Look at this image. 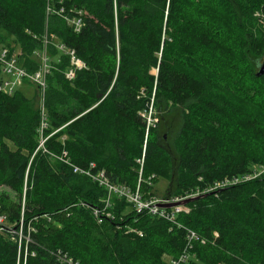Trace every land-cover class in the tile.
<instances>
[{"label":"trees","instance_id":"1","mask_svg":"<svg viewBox=\"0 0 264 264\" xmlns=\"http://www.w3.org/2000/svg\"><path fill=\"white\" fill-rule=\"evenodd\" d=\"M228 20L264 83V0H0V48L35 73L47 46L50 63L44 112L0 90V264H169L185 251L184 264H264L263 173L195 196L172 222L120 198L105 208L108 189L74 171L147 200L162 175L176 198L264 169V106L219 63ZM71 52L84 63L73 79ZM170 105L182 119L166 143L145 114Z\"/></svg>","mask_w":264,"mask_h":264},{"label":"rangeland","instance_id":"2","mask_svg":"<svg viewBox=\"0 0 264 264\" xmlns=\"http://www.w3.org/2000/svg\"><path fill=\"white\" fill-rule=\"evenodd\" d=\"M227 31H228V34H227L228 36H227V41H225L224 43V52H223L224 56L220 57L219 63H222V64L225 63L224 65L227 66L228 73L234 76L233 79H235L238 86L244 87L245 89L250 91L249 92L250 93L249 104L252 105L253 103H255L257 109H259V107L262 108L264 106V83H256L254 81V79L252 78L253 76L251 75V69L249 67V64L247 65L246 62L239 57V51H240L238 49L239 46L237 42L235 41V35L232 33L231 23L229 20H228V30ZM8 40L11 41L13 39L8 37L6 41ZM19 50L20 49L18 47L17 52H19ZM48 53H49V49L47 46L44 49V53L42 54L36 53L42 65H43L44 55ZM40 70L41 69H39L38 71ZM4 76H5V79H4L5 82L10 81L11 84H14L15 90L22 89L24 93L27 95V97L30 98L35 103L38 109L42 111L43 109L46 108L45 106L46 94L44 97L43 91L37 82L28 78V79H25L21 83V85H18L16 81L17 78L13 74L6 73L4 74ZM150 111H153L152 115H153V118L156 119V123H157L156 128L158 129L161 139L166 143L171 142L179 130V126H180L181 119H182V113H181L182 109L179 107H173L171 105L168 107L163 106V108L161 109H159L158 106H152ZM44 139H47V137H45L44 134L41 133V142ZM10 144L14 146L13 142H10ZM141 163H143L142 160H141ZM170 185H171V181L169 177L162 175L160 178L156 179V181L154 182V190L157 192V195L156 196L153 195L151 198H148V199L167 200V199L174 198L172 195L173 193L168 191ZM2 189L3 188H0V192ZM118 198L128 201L129 204H127V207L125 206L126 205L125 202H123V205L125 206L127 211L135 210L134 204L131 201H129L127 197L118 195L116 193H109V192L107 194V197L103 199V203L105 204L104 207L105 208L108 207V202L112 203L113 201H115L116 203H118ZM187 199L189 198H186L183 201H186ZM172 202H177V201H172ZM178 202H182V201H178ZM161 204H169V203H160L159 206L163 207ZM181 205L185 206V204H181ZM167 208H171V207H167ZM20 234H22V229L20 230ZM163 256L165 260L168 261L169 263L171 259L173 258L172 255L167 252L164 253Z\"/></svg>","mask_w":264,"mask_h":264},{"label":"built area","instance_id":"3","mask_svg":"<svg viewBox=\"0 0 264 264\" xmlns=\"http://www.w3.org/2000/svg\"><path fill=\"white\" fill-rule=\"evenodd\" d=\"M59 13L63 14L64 9L61 8ZM72 23L74 25L75 30L79 31L82 27V24H83L82 18L76 17L72 20ZM59 47L61 49H64L65 45L59 44ZM71 55H72L71 60H72V64L74 65V67H72L68 71L67 77L70 79H73L76 75V67L80 68V67L84 66V63L74 55V52H71ZM0 63L2 66V71L5 74L11 73L17 78L16 81H17L18 85H21V83L25 79H28V78L37 82L40 85V87L43 91L44 97H45L46 90H47V74L50 71V63H49L47 54L44 55L43 66H42L41 70L37 71L35 73H30L23 66H21L20 63L18 62V54L17 53L11 54L10 49L8 47H1L0 48ZM0 90H4L8 93H13L15 90V87H14V84H11L10 81H6V82L3 81L2 84H0ZM42 111L44 112L45 109H43ZM152 114H153V111H149L147 114H145V116L147 118V123H148V130H149L150 125H154V123H156V119L153 118ZM45 126L46 125L44 123V127ZM45 141H46V139H44L41 142V144L43 145ZM74 171L80 172V173H83V174H86V175L92 177L100 185L106 187L108 189L109 193H116L118 195H122V196L127 197L128 200L134 204L135 209L138 212L147 211L148 213H151L153 215H159L160 217H163L169 221L176 222L177 215L180 212L188 211L189 209L183 205H176V206H173L171 208L161 207V206H159L160 203H171L172 201L178 202V201H183L186 198L199 196L201 194L216 192L220 189L228 187L229 185L237 184L241 181L249 180V179H251L257 175H260L264 172V169L258 171L257 173L247 174V175H244L242 177H234V178L226 177L223 180L216 181V182L208 185L204 189L197 190L193 193L187 194L186 196L176 197V198L167 199V200H161V199H155V200L147 199V200H145L142 197V194L140 193L139 187L137 188V190L135 192H133V191H130L125 186H116L114 184H111L108 181V179L105 177L103 172L93 174L90 171L82 170L79 167H74ZM4 222H5V215L2 214L0 211V224H3ZM139 233H140V235H142V232H139ZM188 238L191 241L192 239L198 238V235L194 231L189 230L188 231ZM188 256H189V254L187 253V251H185L179 257L172 258L169 264H184L188 260Z\"/></svg>","mask_w":264,"mask_h":264},{"label":"water","instance_id":"4","mask_svg":"<svg viewBox=\"0 0 264 264\" xmlns=\"http://www.w3.org/2000/svg\"><path fill=\"white\" fill-rule=\"evenodd\" d=\"M256 75L259 76V77L264 75V58H263L261 64L259 65V69H258ZM192 199H194V197L189 198L186 201H182V202H172V203H169V204H161V205L163 207H172V206H175V205L186 204L188 201H190Z\"/></svg>","mask_w":264,"mask_h":264}]
</instances>
